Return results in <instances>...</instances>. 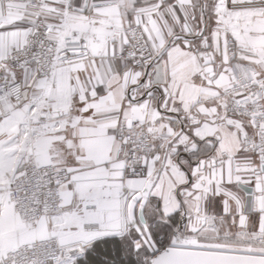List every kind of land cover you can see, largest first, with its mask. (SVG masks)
<instances>
[{
  "label": "snow or ice",
  "instance_id": "6c2138e0",
  "mask_svg": "<svg viewBox=\"0 0 264 264\" xmlns=\"http://www.w3.org/2000/svg\"><path fill=\"white\" fill-rule=\"evenodd\" d=\"M0 264H264V0H0Z\"/></svg>",
  "mask_w": 264,
  "mask_h": 264
}]
</instances>
